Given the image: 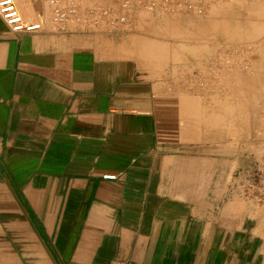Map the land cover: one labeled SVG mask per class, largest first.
<instances>
[{
  "label": "crops",
  "instance_id": "obj_1",
  "mask_svg": "<svg viewBox=\"0 0 264 264\" xmlns=\"http://www.w3.org/2000/svg\"><path fill=\"white\" fill-rule=\"evenodd\" d=\"M15 3L40 26L0 17V264H264V186L245 185L254 111L197 87L225 64L150 53L138 12L86 25L99 0L65 25L51 0ZM155 16L163 35L183 18Z\"/></svg>",
  "mask_w": 264,
  "mask_h": 264
},
{
  "label": "rangeland",
  "instance_id": "obj_2",
  "mask_svg": "<svg viewBox=\"0 0 264 264\" xmlns=\"http://www.w3.org/2000/svg\"><path fill=\"white\" fill-rule=\"evenodd\" d=\"M99 1V4L102 5V7H110L116 12H118L120 8L121 0ZM94 7H97V5H85V7H83L82 9L85 10ZM136 12L144 14V17L146 19L145 21H150L149 23H147V25L151 29H145V31L142 33L144 35L142 40L148 42L150 53H154L159 58H163L164 54L167 55V53H169L171 56L167 55L165 58H171L173 56L177 57L178 55L179 57L183 58L197 53L196 55L198 56H205L212 60L225 64L223 67H218V69H221L222 72L218 69L216 70L217 75H223L221 77V80L212 82L200 80L199 83H197V87L200 89L209 87H211L212 89H221L223 93L228 95L235 94V92L237 91H239L237 92L238 94H244L243 98L234 96L216 98L213 99L212 103L215 107L228 106L229 109H232L233 111H235L236 106H243L244 111L247 112H250L252 110L254 111V114H244V138L245 140L251 139L252 125L250 124L253 121V127L255 130H257L258 123V139L262 140V147L260 149L261 154L258 161H254L253 164L246 167V169H248V172L246 174L249 176L245 177V185L249 187L264 186V0H259L258 2H252L250 0H236L233 2L222 3L212 7L204 16L178 14L179 16L183 17L180 18L177 22L178 29H167L166 35H163L161 34V32H159L161 31V25L158 24L159 21L158 23H155V15L159 11L151 12L133 9L132 11L127 13V21L118 25V27L129 24L131 17ZM49 19L54 25L66 24L55 22L52 18V11ZM87 24L91 25L92 23L88 22L86 23V25ZM164 42L166 43V45H169L168 51H165L163 49ZM251 56H253V58ZM236 61L238 63L240 61L241 62L239 63V65H236L238 64ZM229 62L233 65L231 66ZM244 69L247 71V74H245L246 72L244 71ZM237 70L245 73L239 74L238 72H236ZM231 73L232 75H230ZM234 73L238 74L235 75ZM254 74H256L255 77ZM245 76L248 80H246ZM242 77L245 79L243 80ZM251 80L252 83L249 84ZM255 81H257L256 83L258 85L255 83ZM168 85H171V82L166 84V88L168 90H171L172 85ZM252 86L254 87L253 89H251ZM229 117L235 118V115L229 114ZM231 136L233 137V132L229 131V141L232 139Z\"/></svg>",
  "mask_w": 264,
  "mask_h": 264
},
{
  "label": "built area",
  "instance_id": "obj_3",
  "mask_svg": "<svg viewBox=\"0 0 264 264\" xmlns=\"http://www.w3.org/2000/svg\"><path fill=\"white\" fill-rule=\"evenodd\" d=\"M82 0H51L53 5L52 18L57 23L79 20L78 3ZM236 0H121L118 12L110 7H94L85 9L82 21L96 24L106 18L110 29H117L118 25L127 21V13L133 9L142 11H163L169 14H186L204 16L209 10L219 4ZM257 2L258 0H250ZM0 17L13 31L33 30L39 28V23H26L17 8L15 0H0ZM113 179L115 175H105ZM117 264H127L119 261Z\"/></svg>",
  "mask_w": 264,
  "mask_h": 264
},
{
  "label": "bare ground",
  "instance_id": "obj_4",
  "mask_svg": "<svg viewBox=\"0 0 264 264\" xmlns=\"http://www.w3.org/2000/svg\"><path fill=\"white\" fill-rule=\"evenodd\" d=\"M247 1H248V0H247ZM258 1H259V0H258ZM258 1H257V2H258ZM255 31H256V30H255ZM260 32H261V30H260ZM251 33H252V32H251ZM253 37H254V36H253ZM247 38H248V37H247ZM251 39H252V38H251ZM255 39H256V38H255ZM248 40H249V39H248ZM248 42H249V41H248ZM252 42H253V41H252ZM258 42H259V41H258ZM248 45H250V44H248ZM258 46H259V45H258ZM258 46H257V47H258ZM232 47H233V46H232ZM250 48H251V47H250ZM248 49H249V48H248ZM256 49H259V48H256ZM262 50H263V49H262ZM243 51H244V50H243ZM248 51H249V50H248ZM255 55H256V53H255ZM247 56H248V55H247ZM244 57H245V56H244ZM251 57L253 58V56H251ZM248 58H249V57H248ZM248 58H247V59H248ZM242 59H243V58H242ZM249 59H250V58H249ZM239 60H240V59H239ZM245 60H246V59H245ZM250 60H251V59H250ZM260 60H261V59H260ZM242 61H243V60H242ZM258 61H259V60H258ZM261 61H262V60H261ZM236 62H237V61H236ZM240 62H241V61H240ZM240 62H239V63H240ZM243 62H244V61H243ZM248 62H249V61H248ZM259 62H260V61H259ZM229 63H230V62H229ZM229 63H227V64H229ZM237 63H238V62H237ZM239 63H238V65H239ZM254 63H255V61H254ZM263 63H264V60H263ZM230 64H231V66L233 65L232 63H230ZM235 64H236V63H235ZM241 64H242V63H241ZM243 64H244V63H243ZM245 64H246V63H245ZM247 64H249V63H247ZM240 66H241V65H240ZM247 66H248V65H247ZM251 66H252V65H251ZM251 66H249V67H251ZM257 66H258V64H257ZM259 66H260V65H259ZM238 68H239V67H238ZM243 68H244V67H243ZM257 68H258V67H257ZM244 71H245L246 73H245V72H243V73L247 74V71H246L245 69H244ZM233 72H234V71H233ZM243 73H242V74H243ZM252 73H253V72H252ZM239 74H240V73H239ZM230 75H231V74H230ZM255 75H256V74H254V77H255ZM173 76H174V75H173ZM237 76H238V75H237ZM241 76H242V75H241ZM246 76H247V75H246ZM246 76H245V78H246ZM235 77H236V76H235ZM243 77H244V76H243ZM247 77H248V76H247ZM172 78H173V77H172ZM245 78H243V80H244ZM256 78H257V77H256ZM233 79H234V78H233ZM250 79H251V78H250ZM171 80H172V79H171ZM231 80H232V79H231ZM234 80H235V79H234ZM246 80H248V79L246 78ZM253 80H254V79H253ZM169 81H170V80H169ZM172 82H173V81H172ZM208 82H209V81H208ZM231 82H233V81H231ZM243 82H244V81H243ZM256 82H257V81H255V83H256ZM168 83H169V82H168ZM246 83H247V82H246ZM250 83H252V80H251V82H249V84H250ZM258 83H259V82H258ZM177 84H178V83H177ZM235 84H236V83H235ZM237 84H238V83H237ZM249 84H248V85H249ZM253 84H254V82H253ZM256 84H257V83H256ZM256 84H255V85H256ZM175 85H176V84H175ZM175 85H174V86H175ZM225 85H226V83H225ZM257 85H258V84H257ZM257 85H256V86H257ZM168 86H171V85H168ZM174 86H173V87H174ZM253 86H254V85H253ZM253 86H252V88H251V87H250V88L253 89V88H254ZM226 87H227V86H226ZM245 87H246V86H245ZM245 87H244V90H245ZM248 87H249V86H248ZM248 87H247V88H248ZM171 88H172V87H171ZM232 88H233V87H232ZM250 88H249V89H250ZM227 89H228V88H227ZM258 89H260V88H258ZM169 90H170V89H169ZM178 90H179V89H178ZM178 90L176 89V91H178ZM181 90H182V89H181ZM235 90H236V89H235ZM255 90H256V89H255ZM194 91H195V90H194ZM230 91H231V90H230ZM172 92H173V91H172ZM238 92H239V91H238ZM245 92H246V91H245ZM175 93H176V92H175ZM180 93H181V92H180ZM227 93H229V92H227ZM236 93H237V92H235V94H236ZM240 93H241V92H240ZM255 94H257V93H255ZM234 97H235V96H234ZM236 97H239V96H236ZM248 97H249V96H248ZM252 97H253V96H252ZM166 99H167V98H166ZM179 100H180V99H179ZM238 100H239V99H238ZM181 103H182V102H181ZM235 103H236V102H235ZM236 105H237V104H236ZM252 105H253V104H252ZM253 106H254V105H253ZM250 107H251V106H250ZM237 108H238V107H237ZM240 108H241V107H240Z\"/></svg>",
  "mask_w": 264,
  "mask_h": 264
}]
</instances>
